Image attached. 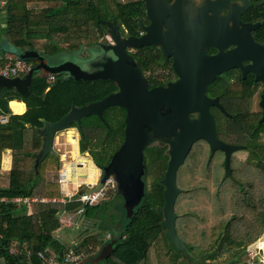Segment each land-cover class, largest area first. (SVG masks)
Segmentation results:
<instances>
[{"label": "trees", "instance_id": "obj_1", "mask_svg": "<svg viewBox=\"0 0 264 264\" xmlns=\"http://www.w3.org/2000/svg\"><path fill=\"white\" fill-rule=\"evenodd\" d=\"M0 1L5 4L0 5L3 56L11 53L18 57L36 51L52 58L63 51L76 53L93 48L106 36V27L99 20H124L125 16L117 0ZM35 4L43 6H32ZM26 60L36 66L35 60ZM112 90L110 81H77L65 75L50 81V75L42 72L34 74L25 94L0 89V171L3 153L10 150L13 155L9 182L0 186V257L11 264L19 260L10 256L13 244L34 253L63 256L66 248L57 246L55 238L62 227L60 218L84 207L79 197L66 204L61 202V185L47 181L48 172L61 169L60 156L49 154L36 173L35 155L42 146L37 129L43 127L42 119L58 122L73 104L86 106L104 99ZM15 100L26 104L24 114L11 112L9 103ZM3 117L7 122L2 121ZM104 118L108 126L91 116L83 119L78 129L80 152L88 153L99 169L108 165L124 140L123 115L114 119L107 108ZM249 146L253 151L247 160L232 158V176L225 180H187L181 187L177 180L181 192L175 205L176 229L190 250L188 255L172 247L166 237L161 224L163 187L155 180V191L144 195L132 217L114 185L106 189L96 205L85 206L82 217L96 226L94 232L77 240L76 250L84 255L81 264H246L245 257L264 236V141ZM4 167L10 168L9 158H4ZM124 224L125 230H121ZM108 234L110 240L106 239ZM110 242L115 243L113 253L98 260Z\"/></svg>", "mask_w": 264, "mask_h": 264}, {"label": "flooded vegetation", "instance_id": "obj_2", "mask_svg": "<svg viewBox=\"0 0 264 264\" xmlns=\"http://www.w3.org/2000/svg\"><path fill=\"white\" fill-rule=\"evenodd\" d=\"M117 1L124 7V20L112 17L108 21L116 19L122 40L145 42L142 47L125 48L133 59L126 70L140 73H127V82L137 85L138 77L146 81L148 91H162L161 115L177 117V122L164 123V130L180 133L179 118L186 117L188 131L194 133L197 123L205 127L207 120L209 127L212 118L219 141L244 147L236 153L247 152V160L253 151L249 144L264 141V0ZM114 46L118 44L106 28L97 46L75 53V62L85 71H98L106 62L117 60ZM109 81L113 90L108 95L117 94V82ZM110 112L117 120L123 115L125 138L127 110L111 107ZM143 154L145 194L155 191L153 183L158 180L164 196L161 180L169 168L170 145L157 141ZM187 161L193 180L227 178L226 152L212 151L205 140L194 142L176 180ZM98 170L101 180L103 169Z\"/></svg>", "mask_w": 264, "mask_h": 264}, {"label": "water", "instance_id": "obj_3", "mask_svg": "<svg viewBox=\"0 0 264 264\" xmlns=\"http://www.w3.org/2000/svg\"><path fill=\"white\" fill-rule=\"evenodd\" d=\"M106 26L107 33L112 36L118 46L111 47L116 61L106 62L102 69L95 72H88L73 60H66L57 64H49L47 58L40 52L30 51L18 56L20 59H31L36 61L34 66L24 78H5L0 76V89H15L20 94L28 92L33 83L34 74L44 72L49 75H66L77 81H115L119 86L117 94H110L103 100L88 104L83 107H77L73 104L69 113L58 122H48L42 119L43 127L38 128V136L42 140V146L35 155V170L38 173L41 163L49 154H57L55 150V140L61 132L71 129L73 124L77 129L81 128L82 119L96 116L104 124L107 121L103 112L107 108L120 107L127 110L125 138L119 150L114 154L112 161L102 172V178L95 186L89 184L88 187L80 190V194H92L99 192L107 187V182L111 179L117 192L123 196L128 216L132 217L134 209L141 203L145 195V184L141 179L143 174L144 151L148 146L157 141H163L170 145V162L165 178L161 180L164 186V207L162 226L165 229L166 237L172 247L183 253L184 256L190 253L186 243L177 234L176 223L177 213L175 205L181 189L177 186V171L184 163L194 142L202 139L207 141L212 151L221 149L226 152V177L232 176L231 157L232 154L242 150L244 147L231 144H225L219 141L215 123L211 118L205 120V127H199L196 124V130L193 133L188 131V119L179 118L182 124L180 133L166 131L163 125H168V121L177 122V117H168L161 115V108L164 103L161 98V90L148 91L146 81L137 77V85L134 81L132 85L127 82V73L132 75L140 74L137 69L126 70V66L133 63L125 51L127 46L142 47L143 40H122L116 19L114 21L99 20ZM130 94V95H129ZM131 97V99H130ZM167 123V124H166ZM204 123V122H203ZM150 126L153 129L149 128ZM186 127V128H185ZM166 128V127H165ZM185 128V129H184ZM191 130V128H190ZM114 242H110L99 255L100 261L107 259L114 251Z\"/></svg>", "mask_w": 264, "mask_h": 264}, {"label": "rangeland", "instance_id": "obj_4", "mask_svg": "<svg viewBox=\"0 0 264 264\" xmlns=\"http://www.w3.org/2000/svg\"><path fill=\"white\" fill-rule=\"evenodd\" d=\"M32 6L40 7L43 5L35 4ZM103 21H107V20H103ZM41 54L43 55V53ZM66 60L77 61V59L75 58V53L63 51L56 58L47 57V62L49 64H57ZM111 114L113 115V113ZM111 124L112 125L115 124L113 119L111 121ZM78 142L80 145V135L77 132V128H71L67 131L59 133L55 140V150L57 152V155L60 156L62 167L58 172H53V171L48 172L47 181L58 183L60 179V175L63 174L65 178L64 181L67 183L64 185V188L61 187V192L67 189H68L67 191L74 192L77 190L78 186L81 183L94 185L99 180L100 174L98 168L94 165L93 160L91 159L88 153L82 154L78 152ZM247 156H248L247 152H238L235 154V158L240 161H245ZM79 163H81L83 167H79L78 166ZM188 163H186V165L184 166L185 169L183 170L182 175L180 172V176H179L180 180H178L179 187H181L184 183H186L187 180L190 181L193 180L192 178H189L190 171L188 170L189 169ZM5 171L6 172L4 173V175H0V186H6L9 182L8 180L9 178L7 177L9 171H7V169ZM189 182L187 186L191 184ZM62 197H63V193H62ZM74 222L75 224L73 223L71 227L67 226L68 230L61 233V238L64 243L70 244L69 242H73V240L74 242L75 240L77 242V240L81 239V237H84L86 234L94 232V228L96 226V223L83 218L82 215L76 216L74 218ZM120 229L125 230V224ZM258 247L263 248V251H260L259 254V257L263 258L264 236L258 240L257 244L254 245L251 248V250L257 252ZM245 260L246 262L250 261L249 255L245 257Z\"/></svg>", "mask_w": 264, "mask_h": 264}, {"label": "built area", "instance_id": "obj_5", "mask_svg": "<svg viewBox=\"0 0 264 264\" xmlns=\"http://www.w3.org/2000/svg\"><path fill=\"white\" fill-rule=\"evenodd\" d=\"M0 5L4 6V2L0 1ZM34 66L28 62L26 59H20L19 57L6 53L4 56L2 54L0 48V76L5 78H24L25 75L33 68ZM55 76L50 75V81H54ZM3 122H7V118H3ZM79 167H83L81 163L78 165ZM65 178L63 174L60 175V179L58 183L64 188V185L67 183L64 181ZM114 185L112 180L107 182V187L102 189L99 192H94L92 194L82 193L80 194V190L84 187H88L87 184L81 183L77 190L74 192L71 191H62L63 198L60 199L63 203H69L73 201L76 197L78 201L82 202L84 207L78 210L75 214H66L64 213L60 221L62 224H65L68 227H71L74 222V218L76 216L83 215L85 206H93L96 205L102 198L105 196V191L108 187ZM67 191V192H66ZM29 202L28 199H15L14 202ZM111 234L106 236L107 240L111 239ZM1 238V237H0ZM78 243H75L66 248L63 256H58L54 252L46 253L43 251H39L34 253L31 250L19 247L17 244H13L10 247V256L15 259H19L16 264H81L84 260V255L79 253L76 250ZM260 251H263L262 247H258L257 252L250 250L248 255L250 257V261L246 262V264H264V257L260 258ZM0 264H11L10 261L4 256L0 257Z\"/></svg>", "mask_w": 264, "mask_h": 264}, {"label": "crops", "instance_id": "obj_6", "mask_svg": "<svg viewBox=\"0 0 264 264\" xmlns=\"http://www.w3.org/2000/svg\"><path fill=\"white\" fill-rule=\"evenodd\" d=\"M2 7H3V6H2ZM57 56H58V55H57ZM55 57H56V56H55ZM55 57H54V58H55ZM46 58H47V57H46ZM46 74H47V73H46ZM65 76H66V75H65ZM11 102H18V103L23 104V106H24V112L21 113V114H24V113L27 111V106H26L25 103L20 102V101H17V100H15V101H11ZM9 108H10V110H11V112H12L13 114H16V113L13 112L12 108L10 107V103H9ZM21 114H16V115H21ZM3 118H6V117H3ZM3 118H2V120H3ZM78 152H80L79 142H78ZM4 158H9V159H10V168H9L7 171H10V169L12 168L13 155H12V152H11L10 150H6V151L3 153V156H2L0 175H4V173L6 172V171H5L6 169H5V167H4ZM5 178H6V177H5ZM98 181H99V180H98ZM98 181L96 182V184L98 183ZM93 186H95V184H94ZM84 188H86V187H84ZM82 189H83V188H82ZM66 230H68L67 226H65V224H62V227H61L59 230L56 231V233H55V238H56V245H57V246H61V247L67 248V247H69V246H71V245L77 243L76 240H75V242H74V240H73V242H69L70 244H68V243H64V242L62 241L61 233L64 232V231H66Z\"/></svg>", "mask_w": 264, "mask_h": 264}, {"label": "bare ground", "instance_id": "obj_7", "mask_svg": "<svg viewBox=\"0 0 264 264\" xmlns=\"http://www.w3.org/2000/svg\"><path fill=\"white\" fill-rule=\"evenodd\" d=\"M10 107L12 108L13 112L16 113V114H21V113L24 112V106L21 103H18V102H10Z\"/></svg>", "mask_w": 264, "mask_h": 264}]
</instances>
